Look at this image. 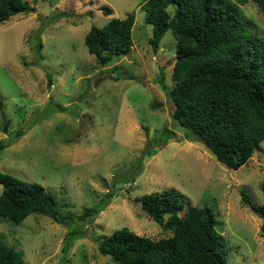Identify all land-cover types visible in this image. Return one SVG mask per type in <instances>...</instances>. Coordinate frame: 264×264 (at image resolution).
Segmentation results:
<instances>
[{
    "label": "rangeland",
    "instance_id": "1",
    "mask_svg": "<svg viewBox=\"0 0 264 264\" xmlns=\"http://www.w3.org/2000/svg\"><path fill=\"white\" fill-rule=\"evenodd\" d=\"M26 1L34 11L0 23V171L42 184L63 213L78 214L101 200L104 207L70 221L76 233L69 238L65 224L43 213L31 212L18 223L0 216L5 240L22 251L28 264L111 261L97 240L116 228L127 226L152 238L172 233L135 197L175 189L188 204L213 210L215 228L227 240V264H264L261 218L241 194L247 192L255 203L263 200L264 138L262 148L234 169L203 142L185 136L170 116L166 92L175 83L172 32L166 30L156 48L151 45L152 23L145 20L143 0ZM101 5H109L111 12H103ZM241 9L253 31L264 37L257 4L248 0ZM129 13H134L130 51L98 64L85 33L92 24L102 26L112 16ZM165 127L174 130L172 137L162 145L153 142ZM150 145L154 151L143 155ZM125 175L132 180L113 185ZM109 189L113 194L106 199Z\"/></svg>",
    "mask_w": 264,
    "mask_h": 264
},
{
    "label": "trees",
    "instance_id": "2",
    "mask_svg": "<svg viewBox=\"0 0 264 264\" xmlns=\"http://www.w3.org/2000/svg\"><path fill=\"white\" fill-rule=\"evenodd\" d=\"M246 1H142L145 20L152 23L151 45L156 48L168 29L176 39L175 83L166 89L172 120L183 127L186 137L200 140L220 162L234 169L262 148L264 138V37L253 31L241 9ZM253 1L264 15V0ZM100 8L105 13L112 10L109 5ZM34 10L26 0H0V23L12 14ZM133 23L134 13H129L112 16L102 26H90L84 42L98 64L105 65L130 51ZM36 37V53L41 58L42 42L38 33ZM47 83H52L50 76ZM173 133L165 127L154 135L153 142L162 145ZM3 147L0 142V150ZM153 149L146 146L143 155ZM142 157L137 156L140 162ZM132 178L116 177L112 183L115 186ZM0 184V216L18 223L34 211L46 214L67 226L66 238L76 233L70 221L84 220L104 207L101 200L97 207L84 208L78 214L63 213L53 195L36 181L0 171ZM261 190V203L253 202L245 191L241 194L244 203L261 218L264 233V180ZM112 194L113 189H109L106 199ZM135 200L172 233L152 238L127 226L116 228L97 240L99 251L113 258L100 264H227V240L215 228L216 217L208 205L188 204L175 189L146 192ZM0 264H28L22 251L9 244L1 232Z\"/></svg>",
    "mask_w": 264,
    "mask_h": 264
}]
</instances>
